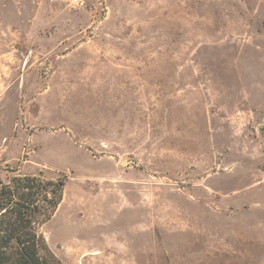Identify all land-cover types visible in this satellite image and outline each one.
I'll list each match as a JSON object with an SVG mask.
<instances>
[{"label":"rangeland","instance_id":"1","mask_svg":"<svg viewBox=\"0 0 264 264\" xmlns=\"http://www.w3.org/2000/svg\"><path fill=\"white\" fill-rule=\"evenodd\" d=\"M40 173L63 264H264V0H0V177Z\"/></svg>","mask_w":264,"mask_h":264},{"label":"trees","instance_id":"2","mask_svg":"<svg viewBox=\"0 0 264 264\" xmlns=\"http://www.w3.org/2000/svg\"><path fill=\"white\" fill-rule=\"evenodd\" d=\"M66 179L38 175L0 177V264H63L40 227L64 197Z\"/></svg>","mask_w":264,"mask_h":264},{"label":"water","instance_id":"3","mask_svg":"<svg viewBox=\"0 0 264 264\" xmlns=\"http://www.w3.org/2000/svg\"><path fill=\"white\" fill-rule=\"evenodd\" d=\"M126 162V161H125Z\"/></svg>","mask_w":264,"mask_h":264}]
</instances>
